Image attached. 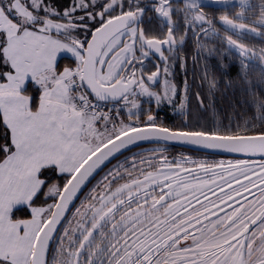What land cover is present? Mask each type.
Instances as JSON below:
<instances>
[{
	"label": "snow or ice",
	"instance_id": "snow-or-ice-1",
	"mask_svg": "<svg viewBox=\"0 0 264 264\" xmlns=\"http://www.w3.org/2000/svg\"><path fill=\"white\" fill-rule=\"evenodd\" d=\"M0 264H264V0H0Z\"/></svg>",
	"mask_w": 264,
	"mask_h": 264
},
{
	"label": "trees",
	"instance_id": "trees-1",
	"mask_svg": "<svg viewBox=\"0 0 264 264\" xmlns=\"http://www.w3.org/2000/svg\"><path fill=\"white\" fill-rule=\"evenodd\" d=\"M233 75H235V73H233ZM217 107L219 109L223 110H230L228 109V105H227V101L226 100H221V99H217Z\"/></svg>",
	"mask_w": 264,
	"mask_h": 264
}]
</instances>
